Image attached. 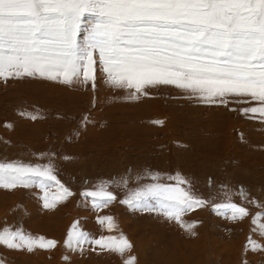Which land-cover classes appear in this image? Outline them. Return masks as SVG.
<instances>
[{
  "label": "rangeland",
  "instance_id": "374dc122",
  "mask_svg": "<svg viewBox=\"0 0 264 264\" xmlns=\"http://www.w3.org/2000/svg\"><path fill=\"white\" fill-rule=\"evenodd\" d=\"M148 91L150 98L129 101L128 91L112 88L103 79L96 92L40 79L0 80V161L46 164L51 159L58 178L73 193L56 209L47 210L38 187L0 189V230L20 227L60 242L51 251L34 253L0 245L3 264H125L129 255L135 256L134 264H264V250L245 248L250 235L260 239L251 221L264 210L259 207L264 203V120L258 114H249L257 116L249 119L229 110L255 102L198 106L174 87ZM29 113L38 118L29 119ZM85 117L92 121L87 127L81 123ZM149 172L181 173L198 194L215 202L229 193L234 202L249 207V216L232 221L210 205L197 207L184 217L197 222L193 236L155 214L130 211L119 201ZM109 180L116 182L109 190L117 200L93 209L81 191ZM149 182L150 178L140 180ZM240 188L256 203L243 200ZM101 215L113 216L118 231L131 241L125 257L64 247L76 220L94 236L117 235L97 223ZM258 223H264V217Z\"/></svg>",
  "mask_w": 264,
  "mask_h": 264
},
{
  "label": "snow or ice",
  "instance_id": "6c2138e0",
  "mask_svg": "<svg viewBox=\"0 0 264 264\" xmlns=\"http://www.w3.org/2000/svg\"><path fill=\"white\" fill-rule=\"evenodd\" d=\"M9 79H40L94 92L103 79L112 88L128 91L129 101L150 98L149 89L174 87L198 106L255 102L229 110L264 120V0H0V80ZM28 118L35 121L38 115L29 113ZM81 123L87 127L92 121L85 117ZM148 178L151 182L140 183ZM115 183L85 187L80 195L95 210L107 208L117 200L109 190ZM123 183L127 186L128 179ZM17 187L40 188L47 210L73 195L51 159L46 164L0 161V189ZM53 187L57 191L50 193ZM239 196L256 203L243 188ZM119 202L130 211L174 222L193 236L197 222L184 217L197 207L210 205L232 221L249 216V207L234 202L229 193L221 202L202 197L181 173H146ZM259 207L264 209V203ZM261 217L264 210L251 221L260 239L250 235L245 243L252 252L264 250ZM96 219L109 233L119 229L111 215ZM59 243L20 227L0 230V245L9 250L51 251ZM63 245L73 252L89 249L121 257L133 247L122 231L97 237L79 220L69 227ZM135 259L126 256L125 264Z\"/></svg>",
  "mask_w": 264,
  "mask_h": 264
}]
</instances>
